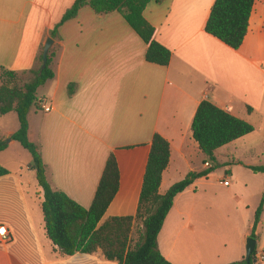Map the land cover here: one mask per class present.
I'll use <instances>...</instances> for the list:
<instances>
[{
  "label": "crops",
  "instance_id": "0c3cea01",
  "mask_svg": "<svg viewBox=\"0 0 264 264\" xmlns=\"http://www.w3.org/2000/svg\"><path fill=\"white\" fill-rule=\"evenodd\" d=\"M75 1L0 0V67L19 74L33 69L51 30ZM214 2L152 0L146 6L143 16L154 28V40L171 52L166 67L146 62V45L117 12L96 15L85 7L59 28L50 49L54 77L36 92L38 102L51 110L33 107L27 116L28 139L38 147L53 190L88 209L112 154L119 185L103 220L133 217L154 134L171 147L159 188L164 195L189 173L206 170L205 162L213 166L191 132L202 101L250 125L254 117L264 119V0H255L247 34L237 50L204 31ZM23 76L29 77L23 83L33 78ZM11 113L0 115V122ZM17 129L5 130L0 124V139H9ZM14 144L10 141L0 152V166L8 172L0 177V226L10 236L0 244V264H118L100 253L70 257L59 253L46 235L43 192L31 157L14 159L9 154ZM230 144L214 156L224 155ZM212 173L177 195L165 219L158 249L172 264H230L244 259L264 186L256 187L253 202L242 207L252 216L242 234L232 235L230 227L214 235L207 230L216 211L213 180L222 186L221 181H227L223 187L229 194L234 190L230 166L222 178ZM263 217L255 230L257 261L264 255V247L257 249ZM227 222L232 224L228 218Z\"/></svg>",
  "mask_w": 264,
  "mask_h": 264
},
{
  "label": "trees",
  "instance_id": "16d2710c",
  "mask_svg": "<svg viewBox=\"0 0 264 264\" xmlns=\"http://www.w3.org/2000/svg\"><path fill=\"white\" fill-rule=\"evenodd\" d=\"M152 0H76L50 32V38L57 37L59 28L77 17L79 10L90 8L96 15L119 13L128 26L146 45L145 60L148 63L166 67L171 52L154 40V28L145 20L143 12ZM162 2L163 0H156ZM255 0H215L204 31L229 48L241 47L247 34L248 23ZM42 51L35 59V66L21 74L0 67V115L14 112L18 129L10 137L31 157V169L43 192L42 213L48 239L63 256L78 253H100L102 257L118 264H172L158 249V236L165 219L173 207L177 195L186 190L199 178L214 171L211 166L200 173H189L184 180L174 184L164 194H159L162 175L169 164L171 147L160 135L154 134L143 178L138 208L133 217H114L103 220L105 212L115 197L119 185V172L112 154L108 157L91 206L84 209L64 193L55 191L46 180L45 167L38 147L28 139L27 116L33 107H40L36 92L54 77L53 50L49 51L46 67L40 71ZM32 75V80L18 85L22 75ZM71 96L73 90L68 89ZM254 131L252 125L240 120L209 101H202L192 120L193 140L206 159L213 161L218 149L235 142ZM8 144L0 139V152ZM253 173H264L263 167L250 168ZM0 166V177L7 174ZM264 214V196L255 211L252 233L254 239L257 225ZM136 223L141 225V234L131 246V234ZM255 248L252 260H256ZM230 264H247L244 259ZM249 264H253L250 262Z\"/></svg>",
  "mask_w": 264,
  "mask_h": 264
},
{
  "label": "rangeland",
  "instance_id": "374dc122",
  "mask_svg": "<svg viewBox=\"0 0 264 264\" xmlns=\"http://www.w3.org/2000/svg\"><path fill=\"white\" fill-rule=\"evenodd\" d=\"M27 76H20L18 85L22 86ZM39 93V92H38ZM252 127L254 131L233 142L224 150V155L216 154L212 161L214 166L213 175L222 178L226 175L227 166L231 167L233 178L230 179L231 187L234 190L232 194L226 191V188L220 185L215 179L214 187V203L215 214L214 218L210 217L207 230L214 235H219L231 227L232 235L242 234L246 229L252 216L249 212L242 209L245 202H253L256 187L264 186V173H259L253 176L250 168H264V119L254 117ZM1 126L7 130L18 128L17 116L14 113L9 114L6 118H2ZM7 141V139L5 140ZM9 150V154L14 159L21 161L30 159L29 153L25 151L17 142ZM224 211H230V215ZM227 218L232 220V224L227 222ZM252 231H249V237ZM141 234V225L136 223L131 234V246H134ZM258 236L261 239L258 248L264 247V217L260 227L258 228ZM248 237V238H249ZM251 238V237H250ZM258 237L254 234V240ZM256 264H264L258 260Z\"/></svg>",
  "mask_w": 264,
  "mask_h": 264
},
{
  "label": "water",
  "instance_id": "95a60500",
  "mask_svg": "<svg viewBox=\"0 0 264 264\" xmlns=\"http://www.w3.org/2000/svg\"><path fill=\"white\" fill-rule=\"evenodd\" d=\"M53 46V40L51 38H48L46 42L44 43L43 46V51H42V64L40 67V71H43L46 67L47 60H48V55L49 51ZM10 138L7 139L6 143L8 144L10 142ZM256 247V240L252 238H247L245 242V256H244V261L249 264L252 262L253 264L257 263V260H252V255Z\"/></svg>",
  "mask_w": 264,
  "mask_h": 264
},
{
  "label": "built area",
  "instance_id": "2783aa9c",
  "mask_svg": "<svg viewBox=\"0 0 264 264\" xmlns=\"http://www.w3.org/2000/svg\"><path fill=\"white\" fill-rule=\"evenodd\" d=\"M40 108L42 111L44 112H49L51 110V107L47 104H43L40 103L39 104ZM205 168H210L211 167V163L205 162L204 164ZM221 184H223V186L227 187L229 185V183L227 181H221ZM10 236H9V232L7 231V229L3 226H0V244H4L9 240ZM258 259L262 262H264V255H258Z\"/></svg>",
  "mask_w": 264,
  "mask_h": 264
}]
</instances>
